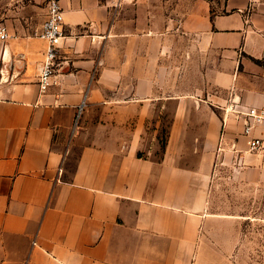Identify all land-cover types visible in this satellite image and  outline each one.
Wrapping results in <instances>:
<instances>
[{
  "label": "crops",
  "instance_id": "crops-1",
  "mask_svg": "<svg viewBox=\"0 0 264 264\" xmlns=\"http://www.w3.org/2000/svg\"><path fill=\"white\" fill-rule=\"evenodd\" d=\"M60 4L42 91L47 0H0V264H236L210 194L224 152L264 176L235 111L264 101V0Z\"/></svg>",
  "mask_w": 264,
  "mask_h": 264
},
{
  "label": "rangeland",
  "instance_id": "rangeland-1",
  "mask_svg": "<svg viewBox=\"0 0 264 264\" xmlns=\"http://www.w3.org/2000/svg\"><path fill=\"white\" fill-rule=\"evenodd\" d=\"M197 84L186 82L187 92ZM84 108L85 104L76 116V127ZM211 191L210 210L229 218L216 220L208 234L217 240H232L228 248L234 250L236 264H264V176L242 169L236 155L224 152L216 163ZM218 244L227 245L222 240Z\"/></svg>",
  "mask_w": 264,
  "mask_h": 264
},
{
  "label": "built area",
  "instance_id": "built-area-1",
  "mask_svg": "<svg viewBox=\"0 0 264 264\" xmlns=\"http://www.w3.org/2000/svg\"><path fill=\"white\" fill-rule=\"evenodd\" d=\"M34 35L46 44L39 75L40 89L46 91L57 82L59 70L57 60L65 37L64 11L60 0H47V16L41 25L36 27ZM10 36L7 25L0 22V39L5 41ZM235 111L237 116L244 120L243 135L246 137L248 150L253 153H264V101L259 105Z\"/></svg>",
  "mask_w": 264,
  "mask_h": 264
}]
</instances>
